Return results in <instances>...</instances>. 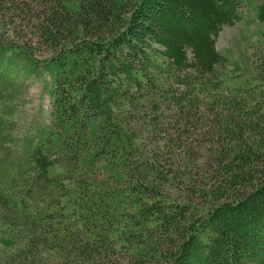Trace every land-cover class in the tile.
Here are the masks:
<instances>
[{
	"label": "trees",
	"instance_id": "16d2710c",
	"mask_svg": "<svg viewBox=\"0 0 264 264\" xmlns=\"http://www.w3.org/2000/svg\"><path fill=\"white\" fill-rule=\"evenodd\" d=\"M241 4L0 0L1 21L22 20L51 52L41 65L28 57L49 76L48 124L20 156L0 111V235L11 240L0 264H264V59L243 81L215 46ZM256 19L264 39V0ZM7 51L0 102L16 90L20 51ZM156 130L209 150L183 199L141 143Z\"/></svg>",
	"mask_w": 264,
	"mask_h": 264
},
{
	"label": "rangeland",
	"instance_id": "374dc122",
	"mask_svg": "<svg viewBox=\"0 0 264 264\" xmlns=\"http://www.w3.org/2000/svg\"><path fill=\"white\" fill-rule=\"evenodd\" d=\"M262 1L242 0L241 20L224 26L216 39V49L228 57V63L222 68L226 75L237 74L240 80L251 82L253 75L259 70V63L264 59V39L260 35V24L256 19V6ZM38 10L33 8L34 13ZM12 23L9 18L3 21L0 19V45L6 46L7 55H11L13 49L20 51L19 55L12 58V77L16 90L11 98L0 102V111L3 110L8 115L5 131L8 136L3 143L10 155L20 156L24 138L48 124L46 87L49 85V76L42 71L41 66L36 71L29 72L31 63L28 57L41 65L51 52L31 36L33 28L25 22L16 19V25ZM162 119L159 124L162 135L173 133L172 112L164 113ZM159 135L156 130L149 136H144L141 143L145 150L152 148L163 171L179 186L174 189L173 186H168L170 193L177 199H183L190 187L195 190L196 185L202 184V180L206 178L204 161L209 150L190 145L187 140L160 141ZM10 244V239L0 235V248Z\"/></svg>",
	"mask_w": 264,
	"mask_h": 264
}]
</instances>
